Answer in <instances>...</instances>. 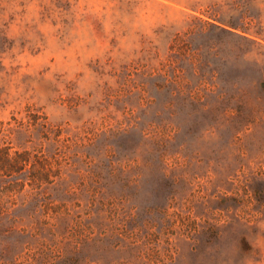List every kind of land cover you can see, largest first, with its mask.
<instances>
[{"label":"rangeland","instance_id":"obj_1","mask_svg":"<svg viewBox=\"0 0 264 264\" xmlns=\"http://www.w3.org/2000/svg\"><path fill=\"white\" fill-rule=\"evenodd\" d=\"M0 146V264H264V0H0Z\"/></svg>","mask_w":264,"mask_h":264},{"label":"trees","instance_id":"obj_2","mask_svg":"<svg viewBox=\"0 0 264 264\" xmlns=\"http://www.w3.org/2000/svg\"><path fill=\"white\" fill-rule=\"evenodd\" d=\"M29 111V109H27ZM28 117V122L35 125H42V127H45L46 124L39 123V120L42 118V116L38 112H32L28 113L26 115ZM48 129V128H47ZM8 146H0V168H8L7 170L12 171H18L19 169L26 167L27 165L32 164V153L28 150L23 151H9ZM44 169V168H42ZM47 171V172H46ZM52 174H50V170H43L42 172H38L36 175L31 176L32 181H37L40 183L50 182Z\"/></svg>","mask_w":264,"mask_h":264}]
</instances>
